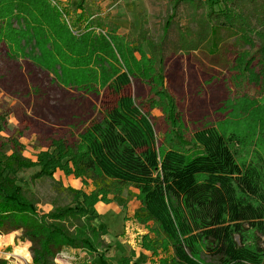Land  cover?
<instances>
[{
    "label": "trees",
    "instance_id": "1",
    "mask_svg": "<svg viewBox=\"0 0 264 264\" xmlns=\"http://www.w3.org/2000/svg\"><path fill=\"white\" fill-rule=\"evenodd\" d=\"M86 2L76 4L68 25L58 0H0V42L9 59L27 61L65 87L106 95L99 119L88 122L80 145L66 149L62 158L100 193L112 183L138 191L141 206L135 218L154 226V242L142 249L152 257L163 244L170 249V256L158 258L157 264H262L263 170L238 163L234 147L241 141L236 135L210 128L193 134L198 150L193 155L174 148L159 155L152 126L126 93L130 78L107 40L116 42L118 27ZM181 8L185 21L176 25ZM175 28V51L190 54L232 37L255 50L264 66V0H170L158 36L141 26L130 40L147 49L151 76L161 87ZM93 29L110 36L98 39ZM71 30L82 34L73 36ZM5 133L8 139L0 140V236L18 233L16 241L30 244L31 264H56L66 249L85 253L76 264H137L132 253L115 261L106 256V230L94 225L96 195L84 197L63 186L54 178L57 166L40 157L36 162L25 158L16 130ZM31 170L30 186L24 188L19 174ZM41 188L47 189L44 199Z\"/></svg>",
    "mask_w": 264,
    "mask_h": 264
},
{
    "label": "rangeland",
    "instance_id": "2",
    "mask_svg": "<svg viewBox=\"0 0 264 264\" xmlns=\"http://www.w3.org/2000/svg\"><path fill=\"white\" fill-rule=\"evenodd\" d=\"M58 1L65 16L63 21L71 24L69 16L80 0ZM86 1L93 13H100L118 27L114 33L116 42L107 40L115 51L116 63L130 78L126 93L152 126L159 155L170 148L193 155L198 152L193 134L210 128L224 136L236 135L241 141L234 147L238 163H254L264 172V66L255 50L223 36L200 51L178 52L174 50L175 28L165 51L161 87L151 76L147 49L130 40L141 26L156 38L170 0ZM185 16L186 11L181 8L176 25L184 24ZM71 31L73 36L82 34ZM93 33L98 39L110 36L100 29H93ZM6 53V44L0 42V140L8 139L5 132L16 130L25 158L50 161L51 166H57L55 180L63 186L84 197L96 195L97 202L92 206L99 217L94 225L106 230L103 239L110 261L130 253L137 264H157L158 258L169 257L167 244L161 245L156 257L142 249V245L154 242V226L135 218L141 206L137 190L112 183L103 185L108 192L100 193L91 180L78 175L72 163L62 158L68 154L66 149L80 145L79 136L88 122L99 119L101 105L106 101L104 91L65 87L53 75L22 59L11 60ZM108 62L115 63L112 59ZM35 170L19 174L24 188L30 186L29 177ZM46 190L41 188L39 197L46 198ZM118 203L124 204L125 209ZM40 209L48 211L49 207L41 205ZM59 264L73 261L62 258Z\"/></svg>",
    "mask_w": 264,
    "mask_h": 264
},
{
    "label": "crops",
    "instance_id": "3",
    "mask_svg": "<svg viewBox=\"0 0 264 264\" xmlns=\"http://www.w3.org/2000/svg\"><path fill=\"white\" fill-rule=\"evenodd\" d=\"M19 236L18 233H9L0 236V264H29V261L23 255L18 254V249L23 248L25 245H30L27 242H17L15 239ZM29 254V247L26 248ZM85 253L79 250L66 249L55 260L56 264L61 262V259L72 260L73 264L83 261Z\"/></svg>",
    "mask_w": 264,
    "mask_h": 264
},
{
    "label": "clouds",
    "instance_id": "4",
    "mask_svg": "<svg viewBox=\"0 0 264 264\" xmlns=\"http://www.w3.org/2000/svg\"><path fill=\"white\" fill-rule=\"evenodd\" d=\"M29 246L30 245H25L23 248L18 249V254L23 255L24 258L29 261V264H31V260H30L29 254L26 251V248L29 247Z\"/></svg>",
    "mask_w": 264,
    "mask_h": 264
},
{
    "label": "built area",
    "instance_id": "5",
    "mask_svg": "<svg viewBox=\"0 0 264 264\" xmlns=\"http://www.w3.org/2000/svg\"><path fill=\"white\" fill-rule=\"evenodd\" d=\"M52 2H54V1H52ZM64 17H65V16H64ZM65 20H66V18H65ZM66 23L68 24L67 20H66Z\"/></svg>",
    "mask_w": 264,
    "mask_h": 264
}]
</instances>
